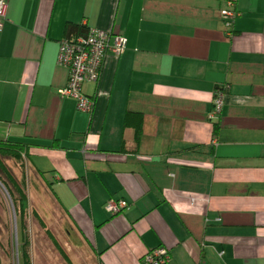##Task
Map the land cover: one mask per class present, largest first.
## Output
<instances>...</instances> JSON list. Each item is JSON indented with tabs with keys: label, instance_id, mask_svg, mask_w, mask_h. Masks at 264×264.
<instances>
[{
	"label": "crops",
	"instance_id": "obj_1",
	"mask_svg": "<svg viewBox=\"0 0 264 264\" xmlns=\"http://www.w3.org/2000/svg\"><path fill=\"white\" fill-rule=\"evenodd\" d=\"M4 1L0 138L28 142L9 168L63 241L35 242L34 264H144L159 246L164 264H264V0H237L231 36L223 0ZM67 24L126 38L82 84L90 112L58 92Z\"/></svg>",
	"mask_w": 264,
	"mask_h": 264
},
{
	"label": "built area",
	"instance_id": "obj_2",
	"mask_svg": "<svg viewBox=\"0 0 264 264\" xmlns=\"http://www.w3.org/2000/svg\"><path fill=\"white\" fill-rule=\"evenodd\" d=\"M237 0H223L220 18L224 25L226 36H231L234 19L239 14L236 9ZM7 3L0 0V30L6 18ZM126 38L118 28L111 26L107 30L90 27L83 34H70L58 42L57 61L67 68V82L59 89L61 97L72 98L76 108L90 112L93 108V98L82 91L84 82H96L99 79L102 63L108 52L118 55L125 47ZM222 85L214 92L212 108L208 113L210 120L216 119L223 105V98L228 89ZM128 207L123 199L110 198L105 202V208L112 214H117ZM168 258L164 247H156L144 256V264H164Z\"/></svg>",
	"mask_w": 264,
	"mask_h": 264
},
{
	"label": "rangeland",
	"instance_id": "obj_3",
	"mask_svg": "<svg viewBox=\"0 0 264 264\" xmlns=\"http://www.w3.org/2000/svg\"><path fill=\"white\" fill-rule=\"evenodd\" d=\"M9 161L12 162L14 160L10 159ZM11 162H9V164ZM15 162L18 163V165L22 167L24 171L25 165L22 159L16 160ZM29 200L31 202L32 198H30ZM30 208L31 207H29L28 202H27V212L22 217V222L24 226L23 227L24 241H25V244H27L30 264H34L36 263V259L34 257V248H33V244L35 242H36V245L40 244V248H43L45 245L48 248L49 247L52 248L51 250L56 248L58 252L59 250L61 252V247H63L62 245L63 241L61 240L62 239L61 235L55 233L54 236L55 238H57V242L59 244L58 243H56V245L53 244L54 246H56L54 247L50 243V241H48L49 238L47 236L48 234L46 233V227L49 225H45V223H43L45 219L41 220L39 217L33 216V213L31 212ZM18 220L19 218H17V222H18V225H20ZM17 222H16V214H15L11 199L9 195L7 194L6 190L4 189L3 185L0 184V261H1V264H18V257H20V255L19 253L16 252V248L20 245V241H18L19 240L18 233H20V230H19V227L17 226ZM39 250L41 252H44L42 249H39ZM53 260H54V264H61L60 257L58 258L57 255L53 257Z\"/></svg>",
	"mask_w": 264,
	"mask_h": 264
},
{
	"label": "trees",
	"instance_id": "obj_4",
	"mask_svg": "<svg viewBox=\"0 0 264 264\" xmlns=\"http://www.w3.org/2000/svg\"><path fill=\"white\" fill-rule=\"evenodd\" d=\"M87 29V27L77 24H67L66 26V30L68 31L67 35L83 34L87 31ZM138 134L139 132L137 131L136 135ZM27 146L28 142L23 140H9L7 138H0V184L3 185L10 197L16 214V222L17 218H19L18 221L20 224L18 225L17 222V226L20 230V233H18V241H20V245L16 248V252L20 255V257H18V264H30L27 244H25L24 241V226L22 222V217L27 212V197L23 188V182L17 181L9 168L8 160H20L21 155Z\"/></svg>",
	"mask_w": 264,
	"mask_h": 264
}]
</instances>
